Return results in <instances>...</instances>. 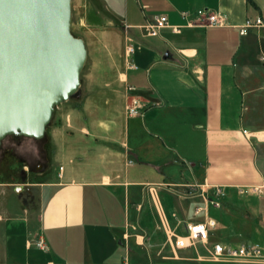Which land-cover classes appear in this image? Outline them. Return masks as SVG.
Segmentation results:
<instances>
[{
	"label": "crops",
	"instance_id": "0c3cea01",
	"mask_svg": "<svg viewBox=\"0 0 264 264\" xmlns=\"http://www.w3.org/2000/svg\"><path fill=\"white\" fill-rule=\"evenodd\" d=\"M199 8L225 13L227 23L187 24L182 12ZM72 11L99 31L120 24L138 67L127 68L125 48L108 78L65 106L40 224L21 250L10 240L14 223L0 264H264L220 261L208 243L178 248L171 236L213 217L209 240H229L228 210L197 213L205 196L185 195L190 185L221 186L222 199L240 193L242 209L253 210L259 226L248 234L264 245V195L250 190L264 184V0H72ZM156 14L181 31L146 35L142 25ZM258 16L262 24L240 34ZM133 98L139 114L128 111Z\"/></svg>",
	"mask_w": 264,
	"mask_h": 264
},
{
	"label": "water",
	"instance_id": "95a60500",
	"mask_svg": "<svg viewBox=\"0 0 264 264\" xmlns=\"http://www.w3.org/2000/svg\"><path fill=\"white\" fill-rule=\"evenodd\" d=\"M87 55L72 0H0V146L12 134L45 135L56 106L78 91Z\"/></svg>",
	"mask_w": 264,
	"mask_h": 264
},
{
	"label": "rangeland",
	"instance_id": "374dc122",
	"mask_svg": "<svg viewBox=\"0 0 264 264\" xmlns=\"http://www.w3.org/2000/svg\"><path fill=\"white\" fill-rule=\"evenodd\" d=\"M83 18L84 11H72V31L85 39L88 48L78 91L56 106L42 138L12 134L6 136L0 146V252L14 223L16 235L10 240L21 250L25 237L32 236L40 224L36 216L51 192L49 182L59 167L52 132L61 124L65 106L77 102L87 89L99 86L103 78L110 76L115 61L125 59L129 40L120 24L99 31L85 24ZM222 207L229 212L228 230L232 236L225 243H260L249 237L248 233L259 226V220L253 216L252 209H242L240 193L222 199ZM240 231H244V235L241 236ZM119 264H129V258L124 257Z\"/></svg>",
	"mask_w": 264,
	"mask_h": 264
},
{
	"label": "built area",
	"instance_id": "2783aa9c",
	"mask_svg": "<svg viewBox=\"0 0 264 264\" xmlns=\"http://www.w3.org/2000/svg\"><path fill=\"white\" fill-rule=\"evenodd\" d=\"M183 17L187 18V24H194L195 21L203 20L208 24L212 25H223L227 23V16L221 11H212L208 8H199L192 15L189 11L182 12ZM194 18L192 19V17ZM262 18L256 17L255 19L247 18L244 23L239 26L240 34L246 33L250 28L262 24ZM172 27L176 32L181 31L183 24H171L169 22L168 16L166 14H156L153 18L148 19L147 22L142 25L144 32L149 36L160 35L161 30L165 27ZM129 42L126 45V65L127 68H137L138 65L133 59V54L137 49L134 39L129 36ZM128 111L131 114H139L140 106L138 100L133 98L128 104ZM63 166H60V170ZM204 186V185H202ZM200 185V187H202ZM250 190L258 195H264V184L253 185ZM197 193H202L206 199V205H198L196 207V212L199 213L206 207H216L222 206V197L224 195V190L221 186H217L213 193H208L199 189V186L190 185L185 191V195L192 196ZM216 219L210 217L205 220L190 222L187 224L186 232L183 234H178L172 232L171 236L174 237V244L176 247H186V246H196L198 243H208V249L211 256L214 259L225 261V262H236V261H259L264 257V245L254 242V243H225L223 241H213L210 244L209 235L210 229L216 225ZM36 245L44 249L47 248V244L44 238L40 237L36 242Z\"/></svg>",
	"mask_w": 264,
	"mask_h": 264
}]
</instances>
